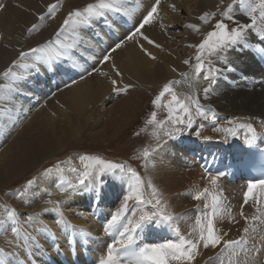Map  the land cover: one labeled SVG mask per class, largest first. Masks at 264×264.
<instances>
[{"label":"snow or ice","instance_id":"obj_1","mask_svg":"<svg viewBox=\"0 0 264 264\" xmlns=\"http://www.w3.org/2000/svg\"><path fill=\"white\" fill-rule=\"evenodd\" d=\"M223 0H221V3ZM124 0H97L95 3H89L83 8H70L62 23L54 31L51 38L43 43L30 47L27 52L21 51L18 57L11 61L0 77L8 81L7 84H0V93L7 91L12 95L8 97L0 96V99L16 100L22 93L19 81L26 78L25 75L18 74L15 69L23 68L36 72L43 70L45 72L57 73L61 65H66V72L79 75L83 80L86 76H92L94 72L108 76V73L101 72L95 67L96 63H107L112 60V54L126 46L128 41L138 43L140 50L145 53L151 60H156L140 41H146L148 45L163 51V46L154 39L144 34L146 26H151L160 16L159 6L161 0H154L150 8L145 10L140 21L134 25L133 29L123 38H117L115 42L106 47L103 53L93 51L98 42H102L99 33L95 34L96 39L88 36L85 29L92 28L97 21L104 20L110 12L122 13L124 16L132 15L131 11L125 10ZM239 5L241 12L248 18L247 22L241 23L232 13L235 6ZM5 5L0 4V9ZM175 11V5H171ZM219 7V6H217ZM61 8L60 0L46 6V12L38 14L37 22L27 28V33L31 34L38 31L41 22L46 19H54L58 9ZM216 12H203L198 19L208 24L214 20L212 30L209 31L203 40L198 44L188 45L196 50L194 61V74L181 73L183 80H170L165 83L158 94L152 99L151 103L154 108L161 106L162 99L170 97L163 105L167 109V119L157 120V113H151L148 123L155 125L162 133L166 132L169 138L182 134L185 129H192L197 137L201 133L193 128L197 118L210 121L215 124L218 119V113L211 105L206 106L203 100H208L216 93L215 85L218 83L219 75L224 72H234L237 70V62L240 54L245 49L251 47L249 44L250 36L254 35L264 43V0H232L227 9L220 12L219 19H216ZM167 30V26L161 24ZM185 27L194 31H199L196 24H186ZM258 50L264 52V48L256 45ZM84 53H88L86 56ZM232 53H238L233 56ZM97 56L101 59L97 60ZM211 57H215L213 60ZM31 58V63H27ZM81 63L91 64L92 70L87 67L80 69ZM184 64H190V59H185ZM217 63L220 66H217ZM112 71L116 77L123 78V73L112 63ZM175 71V69H173ZM202 78L208 86L203 88L202 95L197 91L195 85ZM247 79L248 77H244ZM187 82L190 91L187 94H178L175 85ZM77 83L76 79H71L70 83H65V87H71ZM112 95L119 97L128 95L135 87L133 84H124L118 86L117 79H111ZM254 118L249 116L247 122H240V117H233L227 121V127H213L214 132H223L226 134L236 135L237 129L246 130L245 143L252 147L257 138V127L252 122ZM258 120L259 127L264 130V118H255ZM4 130V125L0 124V132ZM136 135H139L137 132ZM204 140H211L210 136H203ZM150 153L145 151L143 157L145 161L149 158ZM80 161H87L83 170L72 168L71 171L76 173V179L72 183L63 180L54 182L63 200H44L45 207L36 213H17L15 209L7 210L6 218H0V234L7 235L9 232L14 239L8 241L13 247L20 249L24 253V259H19V253L6 252L0 248V264H32V259L37 260V264H46L42 262V257L37 258L36 252L41 251L38 245L39 235L55 236L49 226L44 223L42 217L51 215L53 221L61 228L62 231L73 229L72 237L79 234L85 241L91 237V233L80 229L77 233L74 226L68 224L65 220L63 208L65 205L82 199L85 195L97 205L104 200L105 180L104 176L111 174L115 179L121 182L129 183V192L124 197L123 203L110 214L104 221V231L113 238L107 244L106 254L98 260V264H194L200 254V249L221 248L223 253L228 254V264H236L243 253L244 264H264L260 254L264 251V236H261V245L255 243L248 247L247 236L257 232V223L264 225V206L257 209L259 215L251 218L252 223L242 229L244 235L239 239H225L227 233H219L216 222L222 221L225 217H231V209L225 203L223 190L217 189L215 194H210L209 189L205 187L202 191L195 192L192 199L200 201L207 200L210 196V203L204 204V211L195 219V227L187 235L180 233L176 227L173 231L176 239H167L161 243H144L138 244L139 234L142 233L149 225H168L172 226L179 217L174 216L166 210L167 200L163 191L152 181L147 183L142 179L140 173L126 163H117L111 160L101 158L100 156L82 155ZM60 166L54 165L52 168L45 169V174H51L55 168ZM155 167V164H153ZM225 173L210 175L211 185L216 186L218 178ZM36 181L29 179L27 184L21 186L19 192L9 193L13 196L25 194L22 197V203L25 205L34 204L41 193L33 191ZM259 191L260 197L264 198V179L249 182L244 192L243 203L247 204L249 199L260 201L256 198V191ZM148 192V198H145V192ZM51 197V191L44 192ZM129 201H133L135 206L139 207V215L136 211H129ZM199 211V209H197ZM240 216L248 223V217L244 216L243 205L241 206ZM23 218V219H22ZM230 222H232L230 220ZM21 223L26 226L23 230ZM35 225V227H33ZM31 229V231H29ZM47 251V249H43ZM59 252V249H57ZM32 257V259H29ZM210 260L212 258H209ZM219 259V257H217ZM223 264V261L220 262Z\"/></svg>","mask_w":264,"mask_h":264},{"label":"bare ground","instance_id":"obj_2","mask_svg":"<svg viewBox=\"0 0 264 264\" xmlns=\"http://www.w3.org/2000/svg\"><path fill=\"white\" fill-rule=\"evenodd\" d=\"M135 1L139 2L145 0H135ZM146 1L147 3L143 2V10L141 11L140 15H142L145 12V10L148 9L150 3L152 2L150 0H146ZM166 1L167 3H165V1L163 0V2H161L159 6V13H161V16L164 17V19L163 20L160 19L158 25H155L156 23L155 24L153 23L151 26H146V28L143 31L145 35H148L150 38L154 39L157 43H160L163 46V50H165L166 42L167 44H169V39L167 40L166 39L167 37H165L166 34L168 33L169 36L171 35L172 37L173 35V37H175L176 35L174 32H176L177 30H181L182 35L179 37H182V41L181 43H179V45L178 43L175 42L172 43V41L170 40L171 41L170 44L174 46V50H172L171 48V52H172L171 54H173L171 55V57L175 56L176 58L174 57V60H171L169 56L161 55L162 53V52L160 53L161 50L151 47V45H148L147 42L144 41L145 42L144 47L147 48L148 51L152 53V55L156 56L159 62L157 60H151L148 56L145 55V53H143L136 46L138 43L129 41L125 47L112 54V60L109 61V62L112 61V63L113 61L115 62L116 66L123 73V76L125 75L124 77L138 78L139 81L133 79L134 80L133 82L139 83L140 85L143 86V88L147 87L151 89L152 87L159 86L161 82H163L165 79H169V77L171 78L172 76H176V75L179 76V74H177L176 72L170 69V65L176 66L181 71L180 73L185 72L190 75L194 74L195 64H188L186 66L183 63V61L187 59L186 57L189 56V53L191 51L188 48H183V43H184L183 37L188 34V28L185 27V25L188 23H184V21L194 22L197 16L201 15L203 12L207 10H210V12H212V10L216 9L218 5L220 6V10L223 8H225L224 10H226L228 5L231 4L229 2H231L232 0H227L229 2L224 6H221V4L218 3L221 0H166ZM55 2L56 0H17V4H18L17 7H14V5L9 3L8 7L7 8L5 7L6 9H3V14L0 16V23L3 25V29H2L4 30L3 32H5V34L9 36L10 39L12 38L11 39L12 44L10 45L11 50H8L6 48L5 50H0V69L5 67V63L7 62L11 63V60L16 59L18 57L19 52L16 51V46L20 45V38L24 37V35L25 37L27 36L28 39L32 38L31 36L29 37L28 35H26L25 32L27 28H29L33 23L37 22L36 20L37 15L44 13L42 6ZM90 2H93V0H66L67 5L66 4L65 5L67 9H70L74 7L85 6L87 3ZM171 5H175V9H176L175 11L172 9ZM234 10H236L238 14L241 13L239 6H237ZM178 11H180L181 13L182 11H184V13L179 15L177 14ZM63 13L60 14L59 12L58 19L61 18ZM49 21L50 20H45L43 23L41 22V25L44 24L45 28L39 29L38 34L33 36L34 40H36L35 42L44 41L45 38L49 37L50 34L56 30V26L50 25ZM161 24L167 26L168 30L166 34H165L166 31L163 32V29L165 28L161 27ZM190 40H194L196 43H198L200 42L201 38L200 39L194 38V36L191 34ZM253 41L257 42V40H255L254 35L250 36L249 38V44L251 46H253L254 44L252 43ZM262 46L264 47V43H262ZM95 49L98 50L96 47ZM98 53H100L99 50ZM237 54L238 53H232L233 56H236ZM236 67L241 72H244L245 74L244 77H248V78L247 79L243 78L242 79L243 82H240V79L237 80L236 77H234L233 74H231V72L227 71L228 73L226 75V78L232 79V81L235 82V88L229 89L224 85L225 88L223 89L222 92H219V90L221 89L217 90L218 93L216 97L218 99L217 101H215V103L213 102L212 103L218 108V110L222 112V113L219 112L218 115L219 121L222 122L219 123V125L227 127L228 126L227 121L229 119H232L233 117L241 116L242 119L246 120L247 117L251 116L254 118L252 122L257 127V141L261 143L260 146L263 147L264 130L260 129L258 120H256L255 118L257 117L264 118V72L260 69L259 65L255 62V59L247 50H245L244 53L240 54V59L238 60ZM43 72L44 70L41 69V71L38 73V76L30 80L29 85H31L32 88L38 85L39 74ZM112 75H114V72H111V76ZM178 80H183L182 76ZM39 84L43 85L42 87L41 86L37 87V88L41 87L40 90L37 91L36 93L35 91L32 90L30 93L31 95L35 94V98H39V96L41 95L43 96L47 94L49 92L48 88L51 86L50 87L51 90L53 87L52 81L50 82V84L44 85L43 81L40 82ZM198 85H202V86L205 85L204 80L202 78H200L196 83L195 85L196 89L198 88ZM111 87L112 86H110V83H108L105 78L97 77L95 75L83 82L80 81L71 88L63 91V93L70 91L71 95L68 96V103L71 104L72 108H74L72 109L73 111H71V113L72 112L74 113L73 116L61 111V117L65 118V123L59 121L58 119L56 120V117L54 118V116L52 115H48L45 112L42 113L43 111H38V113H36L35 116L31 118L29 124H26L25 129L22 132H19V136L16 137L17 139L15 138L16 140H14L12 144H9L8 147L0 153V191L4 189L7 190L11 186H13V184H15L22 177H24L25 174H28L33 170L41 169L47 164H49V161L53 160L56 157L55 155L59 151H61L60 149L62 147H59L58 142L59 141L63 142L64 140L67 139L71 140L73 136L77 134L75 130L78 127L83 128V123H82L83 121L80 119L81 117L87 124V125L85 124L87 127L86 130H88L92 138L98 142L100 140L107 139V136L112 138L117 134H119L120 131L123 130V128L129 123L133 115L136 114L135 112H136V108L138 107L139 99L136 100L134 98L133 92L135 93L134 91L135 89H132L129 93L130 95L128 96L121 95L115 98L112 95V92H110ZM189 91L190 88L188 87L187 82H182L178 84V92H177L178 94H187ZM37 93H39L38 96ZM86 94L91 95L89 97V102H87L86 99H84L87 97ZM107 94H109L110 97L105 98V101L103 102L105 107L106 105H108L109 108L107 107L102 109L99 107L98 108L95 107L92 113H88L89 111L88 112L85 111L88 107V103L95 104L96 106L98 105L97 103L101 102V100L104 99L105 96H107ZM225 114L228 116H226ZM49 130L51 132H49ZM217 133L218 132H214V131L212 132L209 129H205V131L201 133V137H198V139L201 141L200 145H204L202 148H206L203 150L201 149L198 152V159L201 158L203 152L206 153V157L203 161L197 163V166L195 165L194 169H191L190 166L195 164L196 161H190L188 162V165L179 166L180 165L179 162H181L182 160V157L180 156L179 157L171 156L172 159L170 158L173 161V165L176 168L161 169L159 166L160 165L159 156L158 158H156V160L153 161L155 164V167H153V169L155 170L158 180L164 181L165 183L164 187L166 188L168 193L173 194L175 192H179L183 188H185V186H189V185H192L194 188L197 189V188H201L204 184H205L204 187H207L209 189V193L216 191L214 189L215 187L212 188L213 185H210V180H204L205 176H208L206 175V173L212 168L211 164L213 165L215 164L216 159H221L225 155H230L233 152L239 153L241 151L244 145L242 146L237 145L236 137L239 135L246 134V130L237 129V134L234 136L231 134L219 132L218 134L222 135L223 137H215ZM203 136H210L212 137V139L210 140V142H207V144H205L202 142ZM163 138H165L166 140L165 136ZM227 138H230V141L226 140ZM215 140H220V142L219 143L217 141L215 142ZM234 140L236 142H234ZM66 147H68V145ZM165 148L166 150H169L168 145L167 147H164V149ZM231 148L233 149L232 151ZM159 155L161 156L162 159H165L167 162L170 161L167 160V157L163 156L164 155L163 153ZM81 163L82 162L78 161L77 164L81 165ZM66 166L67 165H65L64 167ZM72 167L73 164L71 163L70 168ZM43 178L46 181L45 182L43 181L44 184L42 186L45 187L46 191H51L53 193L51 199L63 200L64 199L63 195H61L59 190L53 186L54 182L63 180L67 183H72L76 179V173H73L72 171L65 172L63 167H61V169L59 167L55 173H51L48 175L45 174ZM110 179L114 185L108 187L106 184L110 183ZM104 180H105V188H104L105 195L102 203H99L97 205L96 203L90 200L89 196L85 195L82 199L77 200L71 203L70 205H65L63 208V213L66 222L74 226V230L77 233L79 232L80 229H84L91 233V237L88 238L87 241H85V239L82 238L79 234H77L73 238L72 237L73 229H68L66 232L62 231L61 228L53 221L51 215L42 217L44 223H46L51 229V231L55 233V236L53 237L51 235H39L38 240L43 247L52 250L51 257L55 262L61 264L63 263L64 258H70L72 256L73 253L68 251L65 245L73 243L72 245L74 246L77 241V236L78 238H81L85 241L84 244L86 246L89 245H94L96 247L99 246L101 250H104L103 241H106L105 238L106 236H108V233L104 231V227H103L104 221L112 213V211L110 210L111 204L113 200L117 198L116 193L120 192L119 190L114 191L113 189H118L119 185L122 184L120 180H117L114 177H110V176L104 177ZM203 189L204 188H202L201 190ZM225 191L227 197L230 198V200H232L230 201L231 202L230 208L233 209V207H235L234 203L236 204L239 203V193L236 190H233L232 188H228ZM20 195L24 196L26 195V193ZM45 196L47 195L43 194V196H41L34 204H32V206H34L36 203L44 202L43 198ZM15 197L16 196L11 197V195H9L8 198L5 197V199L8 200L11 209H15L16 212L19 213V209L21 207L17 205V201L15 202L12 201V199H14ZM256 198L260 201V203H256L255 205L248 208L247 215H249L250 218L259 215L257 209L262 205L264 206V198L260 197V193L258 190L256 191ZM254 201L256 202V200ZM132 202L133 201H129V206L130 204L131 205L134 204ZM120 203L121 204L123 203V199ZM44 207L45 206H41V208L35 210V212H31L32 210L30 211L29 209L27 210L24 209L23 213L24 212L26 213V211H28L29 213L40 212L41 209ZM247 215L244 214V216L246 217ZM21 225L23 226L22 223ZM259 225L260 224L257 223L255 226L258 227ZM33 227H35V225ZM150 229H151V225L147 226L145 230L142 233H140V235L143 236L144 241H147L145 235H147L150 232ZM29 231H31V229H29ZM0 235L5 236L4 237L5 240L0 239V248H3L6 252L14 251L19 253L20 260L21 258H24V255L22 254L23 252L20 249L13 248L8 243V241L14 239L11 232H9L7 235H3V234ZM61 248H63V251L60 250ZM57 249H59V252H57ZM36 257L37 258L42 257V259L44 260L43 255L40 251L36 252ZM29 259H32V257H29Z\"/></svg>","mask_w":264,"mask_h":264},{"label":"rangeland","instance_id":"obj_3","mask_svg":"<svg viewBox=\"0 0 264 264\" xmlns=\"http://www.w3.org/2000/svg\"><path fill=\"white\" fill-rule=\"evenodd\" d=\"M95 1H97V0H93V2H90V3H94ZM164 1H165V3H167L166 0H164ZM228 2L229 1L224 0L222 3H221V1H219L218 3H220L221 6H224ZM9 3L14 5V7H17V5H18L17 4V0H14V1L13 0H0V4L5 5L6 8L8 7ZM60 3H61V8L57 10V12L55 14V18L51 19L49 21V24L53 25V26H56V29L62 23L63 19L65 18L66 14H67V12L69 11V9H67V7H66V5H67L66 4V0H61ZM229 3H232V1L229 2ZM87 4H89V3H87ZM47 5L48 4L42 6V9H43L44 13L46 12V6ZM5 7L3 9H6ZM83 7L84 6H82L80 8H83ZM236 7L237 6H235L234 9ZM3 9H0V16L3 14ZM224 9L225 8L220 10V6H219L216 9L212 10V12H217L218 14H217L216 17H217V19H219L220 18L219 13L224 11ZM59 12H60V14L65 12V13H63V15L61 16L60 19H58ZM207 12H210V10H207ZM182 13H184V11H182ZM182 13L179 11V13H177V14L180 15ZM232 14L233 15L235 14L234 16L241 23L247 22L248 18L247 17H243L241 15L242 12L240 14H238L236 12V10H234V12ZM199 16H197L195 18L194 22H186V21H184V23H188V24L191 23V24H196V25L199 26V31L198 32L188 28V34L183 37V39H184L183 48H188L189 50H191L190 53H189V56L186 57L187 59L191 60L190 64H194V59L193 58L195 56L196 50H193L195 48L189 47L188 45L200 43L203 40V38L206 36V34L209 31L212 30V26H213V24L215 22L214 20H212L208 24H204L198 19ZM37 17H38V15H37ZM42 25H41L42 27H40V29L41 28H45V25L44 24H42ZM2 29H3V25L0 23V48H1L0 50H5V48L8 49V50H11V46L10 45L12 44V42H11L12 38L10 39V37L7 36L5 34V32H3L4 30H2ZM163 31H164V29H163ZM166 33L167 32H165V34ZM174 33L176 35L175 37H173V35H172V37H171V35L169 36L168 33L166 34L165 37H167L166 38L167 40L169 39V44H167V42H166L165 50L160 51V53L161 52L163 53V54L161 53V55H167V56H169L171 58V60H174L175 56L171 57V55H173V54H171L172 53L171 52V48H172V50H174V46H172L170 44V42L172 41V43L175 42V43H178V45H179V43H181V41H182V37H179V36L182 35L181 34L182 31L181 30H177ZM25 34L28 35V36L30 35V34L27 33V31L25 32ZM36 34H38V31L32 33V35H31L32 38L31 39H28L27 36L25 37V35H24V37L20 38V45L16 46V51L19 52V53L21 51L27 52L30 47H35V46H37V44L43 43L47 39L51 38L53 36L54 32L51 33L49 37L45 38L44 41H41V42H35L36 40H34L33 36L36 35ZM191 34L194 36V38H198V39L201 38L200 42L196 43L194 40H190ZM174 40H176V41H174ZM34 42H35V44H34ZM140 42L143 43V45L145 46V42L144 41H140ZM136 46L140 49L138 44ZM151 47H153V46H151ZM93 50H96V49L94 48ZM96 52L98 53V50ZM86 55H87V53H86ZM97 59L100 60L101 58L98 56ZM211 59L215 60L216 58L215 57H211ZM156 60L158 61V59H156ZM25 62L30 63L29 59L27 61H25ZM10 64H11L10 62L5 63V67L1 68L0 72H3L6 69V67L9 66ZM96 64L101 66V63H96ZM184 65H186V64H184ZM217 66H220V65L217 63ZM80 69L83 70V68H81V67H80ZM170 69L171 70L175 69L174 72L179 74V76L176 75V76H172L171 78L169 77V79H165L163 82H161V84L159 86H157V87L155 86V87H152L151 89H149L147 87L143 88V86L140 85L139 83H134L133 79L138 80V78H136V77H124L125 76L124 75L123 78L121 79L119 77H116L115 73H114V75L111 76V72H113L112 71V61L111 62H107V63H103V65L101 66V68L99 70H101V72L108 73V76L106 77V76L98 74V73H95L92 76L96 75L97 77L105 78L107 80V82L110 83V86H112L111 79H117L119 87H123L124 84H129V83L135 85V87L133 88V89H135L134 91L136 93L135 94L133 92L134 98L136 100H138V99L139 100H138V107L136 108V112H135L136 114H134L133 117L131 118V120H130L131 122L129 121V123L123 128V130H121L120 133L117 134L116 136H114L112 138L107 136V139L100 140L98 142V141L94 140L92 138L90 132L88 130H86L87 129V127H86L87 124L85 123V121L81 117L80 119L83 121L82 122L83 123V128L82 127H78L77 128L78 130L77 129L75 130V132L77 134L73 136L74 139L72 138L71 140L67 139V140H64L63 142H60V141L58 142L59 143V147H62L60 149L61 151H59L55 155L56 157L53 160L49 161V164H47L46 166H44L41 169L33 170V171L29 172L28 174H25L24 175L25 178L22 177L21 179H19L15 184H13V186L8 188L7 190L4 189V190L0 191V218H6L7 209L10 210L9 202H8V200L5 199V197L8 198V196H7L8 192L9 193L18 192L21 189V186H24V185L27 184V181L29 179H33V180L36 181V183H35L36 186L33 187L34 188L33 191L34 190L35 191H39L41 193V195H43L44 192H46L45 187L42 186L44 184V182L46 181L43 178L45 176V169L52 168L54 165H57V164L59 166L60 165L62 166L64 164H66V162L69 163L71 161H72L71 163H78L80 156L88 154V155H93V156H97L98 155L101 158H104V159H107V160H111V161L117 162V163H126L129 166H131L132 168L136 169L140 173L142 179L146 183L148 181H152L155 185H157L163 191L164 196H165V198L167 200V208H166V210L168 212H170V213H173L174 216H176V217L182 213L181 215L183 217L177 219L174 224L179 228V231H180L181 234L187 236L192 231V229L194 227V224L192 223V220L194 219V215L191 212V207H194L196 205H201V204H203L204 202L207 201L206 200V201H203L201 203L202 200L196 201V200L192 199V196L190 198V195L193 194V193L195 194V192H197V191H202L201 189L205 188L204 187L205 184L201 188H197V189L194 188L192 185H189V186H185V188H183L181 191L175 192L173 194H170V193L167 192L166 188L164 187V185H165L164 181L163 180H158V177H157V175L155 173V170L153 169V164H154L153 161L156 160V158H158V156H159V158H160V165L159 166H160L161 169L176 168V167L173 165V161L171 160L172 157L166 155L168 150H166V148L164 149V147H167V145H164L163 149L160 152L155 153V156H154V152L157 151V149H158L157 146H156L157 143H154V142L159 141L161 136H162L161 137L162 140L160 139L161 141H167V140H165V138H163L164 136L166 137V132H164V135H163V133L154 124L150 125L148 123V120L150 119L151 113L153 111H155L157 113V120H166L167 119V115H168L167 109L163 106V104L166 103L167 100L170 99V97L168 99L163 98L162 102H164V103L161 102V106L159 108H154V106L152 105L151 101L155 97V95L158 94L159 91H161V89H162V87H163V85L165 83H167L170 80H178V79L181 78V76H180V74H181L180 72L181 71L176 66L170 65ZM15 71L18 74L22 75V73L18 72L16 69H15ZM183 71H186V70H183ZM34 73L36 74L35 77H37L38 74L36 72H34ZM35 74L29 73L28 76L26 75V79L28 80V82H27L28 86L26 85V86H23V87L20 86V87L22 89V92L24 90V92L26 93V95H24V96L30 98L29 101L34 100L36 102H39V101L44 100V97H45L44 95L43 96L42 95L39 96V98H35V94H33V95L30 94L32 90L35 91V93H36L43 86V85H41L42 83L39 84L40 83L39 81H38V85L33 87V88H32V86L29 85L30 80H32L34 78L33 76ZM91 77H89V78H91ZM89 78H85L81 82H83V81H85V80H87ZM1 83H2V81H0V84ZM39 86H41V87L37 88ZM174 87H175V90L178 92V85H175ZM69 88H71V87H69ZM224 88L225 87H224V85H222V82H219V84L217 86V90L221 89V90H219V92H222ZM65 90H67V89H65ZM65 90H63V91H65ZM202 90H199L201 95H202ZM63 91L57 93L55 95V98H52V99L48 100L45 104H42V107H40V109L33 110V112H31L32 110L31 111L28 110V108H29L28 105L25 106V105H23L21 103H20V105H18L19 102L17 103L16 100H11L10 101L8 99H0V124L4 125V130L2 132H0V135H1L0 140L3 138L2 139V143L0 144V148H1L0 149V153L3 150H5L8 147L9 144H12L14 142V140L17 139L16 137L19 136V132H22L25 129L26 124H29V121L31 120V118L33 116H35V114L38 113V111H43L42 113L45 112L48 115H52V116H54V118L56 117V120L58 119L59 121L64 122V123H65V118L61 117V111L73 116L74 113L73 112L71 113V111H73L72 109H74V108H72L71 104L68 103V96L71 95V93H70V91H67V92L63 93ZM110 92H112V87L110 88ZM38 94L39 93H37V96H38ZM63 94H64V96H63ZM10 95H12V94L8 93L7 91H4L3 93H0V96H4V97H8ZM128 95H130V94H128ZM86 96H85L86 98H84V99H86V101L89 102V97L91 95L90 94H86ZM108 97H110L109 94H107V96H105L104 99L101 100V102L97 103L99 106L98 105L95 106V104H92V103L89 104L88 103V107H87V109L85 111H87V112L89 111L88 113H92V111L94 110L95 107H97V108L99 107V108H102V109L107 108V107L109 108L108 105H106V107H105L104 102H103V101H105V98H108ZM114 97L116 98V96H114ZM217 99L218 98L216 96H213V97L211 96L210 99H208L206 101L211 102L212 100H214V103H215V101H217ZM25 100H24V102H25ZM60 102H61V104H60ZM30 104H31V102H30ZM211 105H212L213 108H216V110L218 112H221L220 110H218V108L213 103ZM52 106H53V108H52ZM24 108L26 110H28V111L20 112ZM46 110H47L48 113L46 112ZM164 115H166V116L164 117ZM240 118H241V116H240ZM218 119H219V117H218ZM240 122H247V121L241 118ZM64 123H62V124H64ZM198 127H199L198 123H194L193 124V128L196 129ZM217 127H221V126L218 124ZM211 131H212V129H211ZM13 132H15V133H13ZM49 132H51V131L49 130ZM137 132L139 133V135H136ZM176 136H178V135H176ZM194 137L196 138V140H199L196 135H194ZM215 137H223V136L219 135L217 133L215 135ZM226 140L230 141V138H227ZM67 145H68V147H66ZM168 148L171 149L169 147V145H168ZM145 151H148L150 153V156L147 159V161H145V159L143 157V153ZM162 153L164 154L163 156L169 158V159L167 158V160H170L169 162H167L165 159L161 158V156L159 154H162ZM151 157H153V158H151ZM158 161H159V159H158ZM77 166H79V165L77 164ZM55 169H57V168H55ZM54 170H53L52 173H54ZM204 180H209V176H205ZM210 185H211V183H210ZM217 185L213 186V187L211 186V187L212 188L215 187L214 189L217 191V187H218ZM127 187L129 188V185ZM118 189H120V188L118 187ZM225 190L226 189L223 190V196L226 198L225 199V203H230L231 204L230 201H232V200H230V198L227 197V194H226ZM211 191H212V189H211ZM216 191H213L210 194H213ZM41 195H40V197H41ZM147 196H148V192L146 191L145 192V198H148ZM18 197H20V196L18 195ZM124 197L120 198V201L118 203L119 205L116 206V209L121 205L120 202L122 201V199L124 200ZM50 198L48 196H45L43 199L46 200V199H50ZM19 200H21V199H19ZM19 203H20V205L22 204V202H19ZM132 203H134V202H132ZM256 203L257 202H255L254 199L250 198L248 203L244 204L243 200L241 199V197H239V203L238 204L234 203V205L236 207V210L230 208V204L227 205L231 209V213L234 212V211L235 212H234V214L231 217H225L222 221L218 220L216 222V227H217L218 232L221 233V234L227 233L225 239H232V240L239 239L242 235H244L242 229L244 227L248 226V224H250L252 222L250 216L247 215L248 208L253 206V205H255ZM242 205H244L243 213L246 214L247 217L249 218L247 224H246L244 219H242L241 217H238V215L235 214L237 210L239 211L241 209ZM41 206H45L44 202H39V204L38 203L35 204L34 207L32 206V204L29 205V207H33L32 209H35V210L40 209ZM24 207L27 208L28 205L24 204ZM130 207H132V208H130V209H132L131 211H137V215H139V211H138V210H140L139 207L135 206L134 204H132V205L130 204ZM134 207H136V208H134ZM21 208H23V206ZM29 210L31 211V209H29ZM35 210H33V211H35ZM186 212H188V213L185 214ZM177 213H180V214H177ZM197 216H198V214H197ZM230 220L232 222H230ZM263 229H264V225L260 224L257 227V232L253 236L250 237V235H249V236L246 237L248 239V242H251L250 248L252 247V244L256 241L255 237L257 239V238H260L261 236H264V230ZM251 238L253 239V241H251ZM1 239H4V238L2 237ZM257 242L258 243H262L261 240L258 241V239H257ZM257 242H256V245H257ZM221 251H222L221 248H216V249H212V248L203 249V248H201L200 249V254L196 258V261L194 262V264H220L221 261H223V264H228V257H219V259H217V257L214 258V256H216ZM261 256H262V254H261ZM209 258H212V259L210 260ZM236 264H244L243 256H240V259L236 262Z\"/></svg>","mask_w":264,"mask_h":264}]
</instances>
